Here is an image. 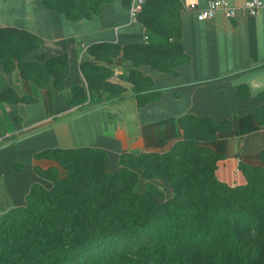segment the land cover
<instances>
[{
    "label": "trees",
    "instance_id": "16d2710c",
    "mask_svg": "<svg viewBox=\"0 0 264 264\" xmlns=\"http://www.w3.org/2000/svg\"><path fill=\"white\" fill-rule=\"evenodd\" d=\"M105 1L41 0L72 21L96 15ZM178 6L177 0H144L135 15L143 28L141 42L87 46L96 59L109 60L121 51L131 61L126 77L137 106L157 93L148 91L151 81L136 66L146 63L176 75V67L188 60L181 47ZM166 8L173 21L162 24L157 16ZM41 43L25 30L0 27V66L40 87L41 77L49 75L52 87L60 90L66 55L46 57L36 52ZM78 67L84 86H70L66 105L84 110L123 91L107 80L110 72L103 66L80 62ZM258 99L261 105L252 119L261 124L264 96ZM32 101L30 95L0 88V104ZM176 123L180 138L167 150L120 153L113 172L104 170L106 154L98 148L34 153L32 171L49 186L31 183L23 205L0 213V264H264V149L255 165L234 155L244 183L229 186L214 175L216 162L224 158L214 144L218 135L230 131V120L187 113ZM138 177L164 182L170 195L159 199L151 185L134 190Z\"/></svg>",
    "mask_w": 264,
    "mask_h": 264
},
{
    "label": "crops",
    "instance_id": "0c3cea01",
    "mask_svg": "<svg viewBox=\"0 0 264 264\" xmlns=\"http://www.w3.org/2000/svg\"><path fill=\"white\" fill-rule=\"evenodd\" d=\"M206 1L185 0L196 7ZM227 1L240 5L247 0ZM130 2L108 0L98 6L96 15L72 21L44 7L41 0H0V27L30 32L42 41L36 52L46 57L64 53L67 60L60 90L52 87L49 75L41 77L40 87L22 79L17 70L4 72L0 66V88L34 98L28 103L0 104V213L23 205L29 185L41 184L32 171L34 153L48 148H98L106 154L104 170L112 172L120 153L167 150L180 138L177 117L187 113L230 120V131L218 135L214 144L224 154L218 166L231 161L230 173L235 175L236 153L246 164L259 163L264 120L255 123L252 111L261 105L258 95L264 96V13L232 19L216 13L198 21L177 0L181 47L188 60L176 67V75L139 64L137 71L151 81L148 91L157 96L137 106L121 51L109 60L87 52V46L94 43L121 47L143 40L141 24L129 13ZM80 62L109 70L107 80L123 91L84 110L66 105L70 86H84ZM12 163L22 168L15 170Z\"/></svg>",
    "mask_w": 264,
    "mask_h": 264
},
{
    "label": "built area",
    "instance_id": "2783aa9c",
    "mask_svg": "<svg viewBox=\"0 0 264 264\" xmlns=\"http://www.w3.org/2000/svg\"><path fill=\"white\" fill-rule=\"evenodd\" d=\"M144 0H131L129 13L135 17L140 10ZM184 4L185 9L193 11L194 17L198 21L211 19L216 13H221L224 17L232 19L237 15H256L264 13V3L260 0H247L243 4L237 5L227 0H208L201 7H196L193 3H186L185 0H178Z\"/></svg>",
    "mask_w": 264,
    "mask_h": 264
},
{
    "label": "rangeland",
    "instance_id": "374dc122",
    "mask_svg": "<svg viewBox=\"0 0 264 264\" xmlns=\"http://www.w3.org/2000/svg\"><path fill=\"white\" fill-rule=\"evenodd\" d=\"M157 18H158L159 22H161L162 24H163V22L166 23V22H172L173 21V16L170 15V13L168 12L167 8L161 14H159L157 16ZM126 62H127V65H126L127 71H129L131 69V67H133V66L131 65V61L130 60H126ZM127 75L128 74H126V76ZM220 160H222V159H220ZM48 163H49V161H47L43 166H46ZM218 165H220V164L216 163V168H215V171H214V175L219 181H221V182H223V183H225L226 185H229V186L238 185V184H243L244 183V178H243L242 174L240 173V171L237 169V167L232 172V174H235V175H231V173H230V168H232V162L231 161H228L225 165H222L223 168H221ZM117 167H118V165H117ZM105 171L106 172L107 171L110 172V170H106V169H105ZM224 173H227V175L226 174L224 175ZM39 180H40V183L42 185H44V187H48L49 186V183L47 181H45L44 179L39 178ZM147 185H151L153 188L156 189V192L158 193V198L159 199H164L165 197L170 195L169 189L167 187V184H165L164 182H160V181L152 180V179L145 180V179H143L141 177H138V179L136 180L135 184L133 185V189L137 190V191H141L142 189H146Z\"/></svg>",
    "mask_w": 264,
    "mask_h": 264
}]
</instances>
